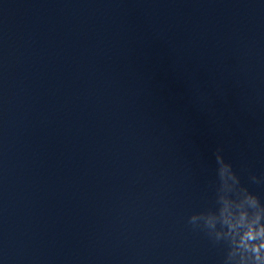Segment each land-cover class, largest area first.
<instances>
[{
    "label": "water",
    "instance_id": "95a60500",
    "mask_svg": "<svg viewBox=\"0 0 264 264\" xmlns=\"http://www.w3.org/2000/svg\"><path fill=\"white\" fill-rule=\"evenodd\" d=\"M0 264H91L56 143L1 15Z\"/></svg>",
    "mask_w": 264,
    "mask_h": 264
},
{
    "label": "clouds",
    "instance_id": "9594fccd",
    "mask_svg": "<svg viewBox=\"0 0 264 264\" xmlns=\"http://www.w3.org/2000/svg\"><path fill=\"white\" fill-rule=\"evenodd\" d=\"M216 163L219 207L193 213L189 222L193 227L205 229L214 241L227 243L224 264H264V202L241 184L239 175L220 149L216 152ZM226 179L238 191L226 189Z\"/></svg>",
    "mask_w": 264,
    "mask_h": 264
}]
</instances>
